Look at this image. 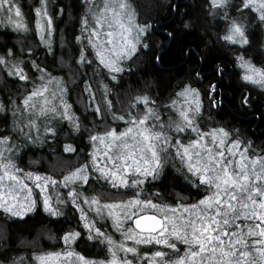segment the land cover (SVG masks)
Here are the masks:
<instances>
[{
  "label": "snow or ice",
  "instance_id": "obj_1",
  "mask_svg": "<svg viewBox=\"0 0 264 264\" xmlns=\"http://www.w3.org/2000/svg\"><path fill=\"white\" fill-rule=\"evenodd\" d=\"M207 2L209 15L224 14L226 28L217 40L225 47L250 45L249 23L228 12L233 7L232 0ZM50 3L51 0H39L38 6L31 9L33 27V21L23 11L22 0H0V26L25 38L32 33L38 37L39 45L54 56L57 27ZM83 7L80 34L74 36V41L63 43L78 51L74 58L78 68L91 66L93 61L87 54L91 48L99 66L107 70L106 75L119 82L126 64L135 60L142 49L152 50L153 45L146 42L152 24L139 22L132 0H84ZM172 7L178 10V5ZM237 11L241 17L246 12L254 16L259 21L257 27L264 25V0H241ZM184 26L190 28L192 24L186 22ZM165 32L168 37L175 35V30ZM27 52L30 56L17 57L14 47H8L0 53V73L32 85L22 101H12V124H5L0 132V210L8 219L24 218L38 207L48 217H61L71 205L79 213L87 239L103 245L107 253L103 259L87 258L74 248L83 231L69 229L57 238L63 241L62 250L0 259V264H264V147L255 149L254 142L242 138L239 129L223 124L205 132L200 123L205 94L191 83L163 106L175 110L165 117L157 100L147 92L130 98L124 112L119 113L110 99L114 86L99 80L98 98L97 90L86 80L85 110L91 109L94 118L111 116L113 121H124L126 127L119 130L115 125L90 134L89 158L83 163L77 161V167L69 165L59 174L25 172L19 167L17 160L25 146L20 140L33 145L50 137L55 140L62 130L60 122L65 120L71 132L79 133L83 127L81 117L65 98L67 82L31 59L35 55L33 48L28 47ZM162 59V54L154 55L156 62ZM29 63L40 73L38 78L30 74ZM236 65L241 70L240 79L264 95V63L257 64L241 53L236 56ZM216 70L222 73L224 66L217 64ZM196 76L199 78L200 73ZM206 95L214 108L225 103L223 94L217 98L215 81ZM255 103L250 93L241 94L242 110ZM8 111V104L0 100V112ZM258 115L264 120V112ZM189 129L196 138L184 143L180 134ZM63 151L78 153L73 143H66ZM168 164L181 172L191 187L206 194L187 203L182 193H176L174 204L164 202L159 190L144 196L142 186L149 177L159 179ZM93 171L98 174L97 181H105L111 189L131 188L135 194L127 200H117L115 194L110 197L104 191L87 194L84 186L91 183ZM109 219L119 238L100 223ZM142 245L156 250H144Z\"/></svg>",
  "mask_w": 264,
  "mask_h": 264
},
{
  "label": "trees",
  "instance_id": "obj_2",
  "mask_svg": "<svg viewBox=\"0 0 264 264\" xmlns=\"http://www.w3.org/2000/svg\"><path fill=\"white\" fill-rule=\"evenodd\" d=\"M99 2V0H97ZM39 0H22L23 11L33 21L34 13L31 9L38 6ZM135 5L140 23H151L149 40L153 45L152 50L142 49L141 54L132 62L126 64L125 73L121 74V80L111 81L106 75L107 70L99 66L91 48L87 49L88 58L92 60L91 66L78 68L74 58L78 51L65 44V41H74V36L80 34V18L84 15V0H51L52 8L56 17L57 31L54 34L53 49L55 55L48 53L43 45H39L38 37L32 33L24 35L14 33L10 28L0 26V53L8 47H14L17 57H28V47L35 50L31 59L36 60L42 67H47L53 76L63 77L67 82L68 93L66 99L72 105L75 113L81 117L83 127L79 133L71 132V125L68 121H61L59 136L53 140L51 137L42 144H30L20 140L25 146L21 148L18 166L25 171L53 172L57 174L69 165L79 166L89 158L90 142L88 136L94 132H104L108 128L118 125L120 121H113L111 116L102 120L93 116L92 110H85L87 94L83 92L84 81H90L97 90V97L100 95L98 81L103 79L113 85L110 99L113 100L116 110L123 113L130 98L137 94L147 92L157 104L166 106L170 99H175V93L185 84L191 83L193 87L199 88L204 95V111L201 123L207 129L217 125H226L230 128L239 129L240 135L254 142L253 147L260 149L264 147V120L259 118L258 113L264 112V95L261 90L247 82H240L241 70L234 68V58L230 51L217 40L222 36L226 28L224 14L218 16L209 15L207 0H132ZM241 0H232L233 7L228 9L230 15L237 10ZM178 5V10L172 6ZM63 8V13L60 9ZM187 13V15H185ZM191 23L192 27L185 28V23ZM246 22V21H245ZM259 23V22H258ZM167 31L175 30L174 37H168ZM264 39L263 25L255 30L254 37L250 35V47L256 49L259 41ZM255 40V41H254ZM87 41H85V44ZM79 45H77L78 49ZM189 49L191 51H189ZM155 54H162V62L154 60ZM205 59H200L201 56ZM217 64L224 66V71L216 70ZM30 68V63H29ZM99 72L100 75H96ZM200 73L197 78L196 73ZM33 78H38L40 73L30 68ZM217 84V98H223L225 103L214 108L208 103L207 92L211 83ZM37 83L39 80L37 79ZM32 85L28 82L16 81L15 78L6 77L0 73V100L8 104V112H0V132L4 131L5 124L11 126L13 121L11 109L14 107L12 101L19 103L27 90ZM242 93H250L256 103L249 109L242 110L239 107V99ZM102 102V101H101ZM59 103V100L56 101ZM169 111V110H168ZM171 115L174 110L169 111ZM212 117L209 122L208 118ZM6 118V119H5ZM124 123V122H123ZM125 123L123 124L124 127ZM122 126V125H121ZM121 127L119 130H122ZM191 139V138H190ZM188 139V140H190ZM188 140L186 143H188ZM184 142V143H185ZM66 143H73L78 149L77 154L65 153L63 151ZM255 155V152L251 153ZM97 174L91 177V183L84 186L87 194L104 191L107 196L127 200L134 195V190H115L105 185V181L96 179ZM59 178V175H57ZM143 193L159 190L163 193L162 200L167 203H175V194L182 193L187 203H194L201 198L202 190L191 187L184 180L183 174L178 172L172 164H168L164 173L159 179L151 177L142 186ZM61 191H63L61 189ZM123 191V192H122ZM160 203L161 200H157ZM66 215L61 217H48L42 207L29 213L24 218L8 219L0 210V259H11L16 256H28L33 252L51 251L57 252L64 248L63 241L57 239L62 237L65 231L76 229L83 231V237L78 239L74 245L76 251L81 252L89 259H103L107 249L96 241L87 239V231L83 230L79 222V213L69 205L64 209ZM26 221V223L24 222ZM105 230L113 233L111 220L107 223L103 220ZM144 250H156L151 245H142ZM183 254V247L180 249Z\"/></svg>",
  "mask_w": 264,
  "mask_h": 264
},
{
  "label": "rangeland",
  "instance_id": "obj_3",
  "mask_svg": "<svg viewBox=\"0 0 264 264\" xmlns=\"http://www.w3.org/2000/svg\"><path fill=\"white\" fill-rule=\"evenodd\" d=\"M233 13L231 14V16L232 17H237V18H240L241 20H243V21H246L247 23H249V32L251 33V35L254 37V34H255V30L256 29H258V27H257V24H258V20L253 16V17H249V15H248V13L246 12L245 14H244V16L243 17H241L240 16V13L237 11V10H234V11H232ZM263 29H264V25H263ZM224 34V32H222L221 33V35H223ZM255 41V40H254ZM262 45H263V47H264V39L262 40ZM240 46V45H239ZM264 49V48H263ZM253 52H251V53H249V54H252ZM263 57H262V63H264V53H263V55H262ZM170 103V102H169ZM168 103V104H169ZM167 104V105H168ZM165 104H163L162 105V111H163V113H164V116L165 117H167L168 115H171V113L168 111V109L166 108V107H163ZM175 111V110H174ZM122 122V123H121ZM124 121H120V123H121V125H120V127H119V129L121 128V127H123V124L125 123V125H124V127H123V129L126 127V122H124ZM201 123V122H200ZM201 126H202V129L205 131V132H207V131H209L210 130V128L209 129H207L205 126H203L202 125V123H201ZM218 126H220V124L219 125H217L216 127H218ZM122 129V130H123ZM181 135V137H182V139H183V141L185 142V140H186V142H187V140L188 139H195L196 138V134L195 133H192L191 132V130L189 129V130H187V131H185V132H183V133H181L180 134ZM190 139V140H191ZM185 142V143H186ZM188 142H189V140H188ZM102 147V146H101ZM91 150H92V146H90V151H89V153L91 152ZM88 153V154H89ZM102 162H103V159H102ZM35 171V170H34ZM25 172H27V171H25ZM95 173V172H94ZM95 174H97V173H95ZM98 175V174H97ZM26 182H28V183H31L30 181H26ZM128 189H131V188H128ZM63 191H67L66 189H62ZM116 190V189H115ZM119 190H127L126 188H123V187H121ZM132 190V189H131ZM38 191V190H37ZM123 192V191H122ZM118 237H119V235H118Z\"/></svg>",
  "mask_w": 264,
  "mask_h": 264
},
{
  "label": "flooded vegetation",
  "instance_id": "obj_4",
  "mask_svg": "<svg viewBox=\"0 0 264 264\" xmlns=\"http://www.w3.org/2000/svg\"><path fill=\"white\" fill-rule=\"evenodd\" d=\"M229 48V47H227ZM230 51L232 53V57L234 58V68L238 69L239 67L236 65V56L243 53L246 57H252L253 60L257 63V64H261L262 63V55L264 53V47L262 45V40L259 41V45L257 46L256 49H253L250 47V45H245V46H239V45H232L230 46ZM253 52L252 54H249ZM238 80L240 82H244L243 80L240 79V76H238ZM226 126V125H225ZM215 127V126H213ZM229 127V126H228ZM242 138H245L243 135H240Z\"/></svg>",
  "mask_w": 264,
  "mask_h": 264
}]
</instances>
